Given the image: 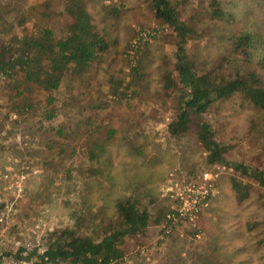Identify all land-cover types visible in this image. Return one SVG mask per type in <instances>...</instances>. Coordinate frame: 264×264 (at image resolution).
I'll return each mask as SVG.
<instances>
[{
  "label": "rangeland",
  "instance_id": "374dc122",
  "mask_svg": "<svg viewBox=\"0 0 264 264\" xmlns=\"http://www.w3.org/2000/svg\"><path fill=\"white\" fill-rule=\"evenodd\" d=\"M2 1L0 15L5 18L0 22L12 25L11 19L22 12L26 17L24 24L11 29L23 33L36 20L30 6L42 0H10L8 14L2 12L6 8ZM170 1L180 10L181 19L187 20L192 13L196 14L198 38L188 43L187 52L197 66L213 70L220 67L225 72L238 65L241 69L249 66L258 71L254 65L256 54L260 53L256 52L257 48L252 51L254 55H245L250 62L243 63L239 58L246 57L235 55L230 38L236 32L248 30L253 33L254 44H264V0H217V6L228 18L211 17L209 0ZM51 2L52 9L60 6V0ZM87 5L95 21L107 31L110 44L120 52L129 38L126 51L117 54L118 64L124 62L126 54L131 56L129 50L133 43L142 41L144 35L138 32L148 30L145 37L149 40L150 63L145 87L139 98L115 101L109 97L107 106L95 114L96 122L107 114L104 127L94 133L98 140L106 136L105 152L100 172L88 175L85 149L81 145L85 126L77 120L87 110L80 116L76 112V105L85 104L88 95L75 92L76 105L68 107L67 117L63 111L67 92L61 83L54 93L55 115L47 121L40 115L46 106L42 91L33 90L28 94V89H23L16 95L12 82L0 76V252L7 244H11L12 250L21 242L30 246L35 241L42 246L45 228L69 225L82 212H101L105 220L113 219L116 199L125 195L152 213L158 208H163L165 213L171 201L164 191L170 173L174 178L184 179L212 170L215 191L198 215V236L188 239L173 230L161 238L159 223L149 224L145 242L136 244L134 249L131 247L124 264H264V186L260 191L251 189L248 198L236 202L229 181L233 170L222 163L205 161L193 127L178 136L167 130V122L172 117L171 101L161 92L158 70L173 49L170 36L163 35L171 29L157 24L144 0H87ZM112 5L118 7L113 17L108 12ZM59 19L60 15L54 13L46 17L51 25ZM91 74L95 75V70ZM78 88L82 90L84 86ZM239 100L238 96L227 99L213 112L202 113V118L211 123L216 140L225 145V158L248 162L257 151V141L248 122L253 111L246 103H238ZM23 101L27 102L26 111L18 113L12 106ZM39 118L42 126L37 121ZM62 120L64 135L58 140L65 144L67 152L70 145L74 146L69 155L57 152L54 145L52 149L44 145L47 134L43 126L48 122L56 125ZM107 126L113 128L109 135ZM249 224H253L251 229ZM179 229L187 235L191 231L187 226ZM158 238L161 241L156 244ZM34 259L20 264H32ZM0 262L19 263L4 254L0 255Z\"/></svg>",
  "mask_w": 264,
  "mask_h": 264
},
{
  "label": "trees",
  "instance_id": "16d2710c",
  "mask_svg": "<svg viewBox=\"0 0 264 264\" xmlns=\"http://www.w3.org/2000/svg\"><path fill=\"white\" fill-rule=\"evenodd\" d=\"M144 1L157 24L171 29L163 35L170 36L173 49L170 58L162 62L158 70L161 92L171 101L172 117L166 125L168 132L178 136L193 127L205 153V161L209 164L222 163L233 170L229 181L235 201L248 198L251 189L259 190L264 186V44H254L253 33L248 30L236 32L230 38L235 55L248 56L257 48L256 52L260 53H255L254 65L261 73L254 67L241 69L238 65L225 72L220 67L218 70L201 68L187 52L188 43L198 38L195 12L183 20L180 10L170 0ZM2 2L6 5L2 12L10 13V0ZM51 5V0H42L30 6L34 9L36 20L23 33L11 29L24 24L26 17L22 12L11 19L12 25L0 22V76L12 82L16 95H20L23 89H28V94L33 90L42 91L46 106L40 115L47 121L55 115L54 93L61 83L67 92L64 97L67 101L63 105L67 117L68 107L76 105L75 92L88 95L85 104L76 105V112L80 116L83 110H87L84 117L77 120L79 125L85 126L81 141L85 149V168L88 175H94L101 170L106 139L105 136L98 140L94 133L104 127L106 122L103 119L107 116L103 114L96 122L95 114L107 106L109 97L115 101H126L141 96L150 63L149 40L145 37L148 30H145V38L141 36L142 41L131 45V56L126 54L124 62L118 64L117 54L122 55L126 51L129 38L121 52L110 44L107 31L95 21L87 0H60L56 9H52ZM207 5L211 9V17L228 18V14L217 6V0H209ZM117 11L118 7L114 5L108 8L111 17ZM51 13L60 15V21L55 25L46 21ZM3 18L5 15H0V21ZM262 24L264 39V18ZM239 61L250 62L247 57H241ZM92 70H95V75L91 74ZM80 85L84 86L82 90L78 88ZM235 96L240 98L238 103H246L253 111L248 122L253 139L257 141V151L248 162L225 158V145L216 140L211 123L202 118V113L213 112L221 102ZM26 103L23 101L12 107L23 113ZM37 121L41 123L40 118ZM64 125L62 120L56 125L48 122L43 126L47 134L44 145L50 149L54 145L57 152L69 155L74 146L70 145L67 152L64 143L58 140L64 135ZM105 130L109 135L113 128L107 126ZM258 202L263 204L262 200ZM114 205L113 219L105 220L101 212H82L69 225L45 228L41 235L42 246L35 241L30 246L21 242L12 250L11 244H7L0 255H10L17 259L18 264L32 258H35L32 264H124L126 254L136 244L145 242L148 225H156L163 220L164 210L158 208L152 213L147 207L139 206L129 195L117 198ZM262 218L264 221V216ZM252 225L249 224L248 228L251 229ZM160 241L158 238L155 243Z\"/></svg>",
  "mask_w": 264,
  "mask_h": 264
},
{
  "label": "built area",
  "instance_id": "2783aa9c",
  "mask_svg": "<svg viewBox=\"0 0 264 264\" xmlns=\"http://www.w3.org/2000/svg\"><path fill=\"white\" fill-rule=\"evenodd\" d=\"M145 33V31L139 32L142 35ZM214 175V171L204 170L187 178L177 179L170 173L171 178L166 182L164 191L171 201L163 220L159 223V237L163 238L173 230H178L180 236L188 239L198 236L197 218L200 211L208 205L215 191ZM180 226L190 227L191 231L187 235L179 229Z\"/></svg>",
  "mask_w": 264,
  "mask_h": 264
}]
</instances>
